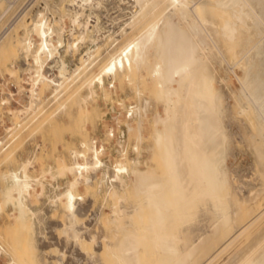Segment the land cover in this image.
I'll return each mask as SVG.
<instances>
[{"label":"bare ground","instance_id":"6f19581e","mask_svg":"<svg viewBox=\"0 0 264 264\" xmlns=\"http://www.w3.org/2000/svg\"><path fill=\"white\" fill-rule=\"evenodd\" d=\"M33 1L32 6H38L34 15L29 16L31 7L17 13L11 5L4 19L0 14V29L7 26L0 32V61L11 60L12 77L18 69L27 73L16 80L19 93L28 98L17 111L28 113V108L44 100L46 90L55 101L54 109L42 119L38 114L32 117L38 121L33 132L52 127L64 113L78 133L95 112L92 108L100 93L111 97L116 81L121 85L125 80L138 82L133 90L140 102L126 110L131 114L126 113L125 119L117 118L118 124L127 126L129 138L137 131L135 157L121 148V128L115 149L125 160L108 158L109 146L104 142H110L108 136L100 144L96 137L85 136L80 146H69L70 161L61 158L56 172L53 167L47 171L52 179L71 175L66 188L51 195L50 202L62 210V228L55 229L65 237L66 245L77 248L76 262L85 256L92 264H264V226L243 239L264 218V208L253 214V207L261 202L239 196L225 164L231 122L241 127L242 136L254 146L264 176V0H133L126 22L131 30L123 28L125 40L95 70L102 26L88 11L93 0ZM18 30H22L19 36ZM68 33L71 38L66 37ZM110 38V45L118 40ZM87 41L92 46L82 53ZM69 55L81 56L66 74ZM226 66L239 82L230 94L231 103L224 89L230 79L222 73ZM144 81L150 95L164 107L163 113L156 108L151 118L149 99L140 96L139 84ZM10 92L0 107L12 103L15 93ZM145 119L151 121V136L144 135ZM15 123L11 131L21 126V120ZM13 131L11 136L18 139L21 130ZM111 132L115 136L114 129ZM149 137L153 138L152 165L141 159ZM9 146L6 143L1 149ZM11 157L13 152L6 153L2 161ZM36 157L34 152L0 174L5 182L0 211L8 203L17 210L12 225L5 233L0 231V253L9 256L8 264H66L65 249L50 244L48 249L39 248L36 231L40 228L43 234V217L33 205L46 194V184L45 171L41 176L34 173ZM261 191L258 188L250 194L256 197ZM128 193L135 198L132 207L122 203ZM100 195L104 205H109L112 196L118 200L110 205V217L104 218L102 208L96 211L95 223L102 225L91 227L87 221ZM240 238L243 241L236 247ZM232 246L234 253L226 254ZM49 253H55L58 262L49 261Z\"/></svg>","mask_w":264,"mask_h":264},{"label":"rangeland","instance_id":"374dc122","mask_svg":"<svg viewBox=\"0 0 264 264\" xmlns=\"http://www.w3.org/2000/svg\"><path fill=\"white\" fill-rule=\"evenodd\" d=\"M32 1L33 0H13V1L12 0H0V10L2 9V11H0V14L3 13L1 18L2 19L5 18L3 16H5L6 13L9 11L8 9L10 8V5H11V7L14 6V8L17 7L16 8V10H18L17 13L21 12L27 6H28V8L31 7L29 16L34 15L38 6H36V5L32 6L33 3L35 2V1H33V2ZM132 1L133 0H131V1L130 0L129 1L128 0H96V1L93 0L94 3H92V7L91 8L88 7V11L90 9L89 13H91L93 15V17L91 15V18L92 19H98L99 18L98 21H99L100 25L102 26L101 32L103 31V33H104L103 37L101 36L103 33L102 34H101V32L99 33V40L102 38L100 40V44L102 45L101 50H100L101 54L96 59L97 65L94 67V70L106 60V58L109 55L108 52H111L114 49L116 44H119L125 40V36L122 35L123 28H127L128 31L131 30V28H129V26L127 27V23L129 22V19L131 17L129 6H131ZM96 2H98V3H96ZM99 2H101V3H99ZM95 3H96V7H95ZM94 9H96V10H94ZM4 10H5V13H4ZM11 11H12V9H11ZM11 11H9L8 13H10ZM31 11H33V12H31ZM17 13L12 14L13 15L12 20L15 19ZM97 14H98V16H97ZM2 27L3 28L0 29V32H3L7 26H2ZM21 33H22V30H18V36ZM66 37L71 38L72 35L70 33H68L66 35ZM107 37H109V39ZM110 37H112V38L116 37V38H118V40L115 41L113 43V45H110V42L112 41ZM107 39H108V41H107ZM90 45L92 46V44L90 42H88V41L85 42L83 44V48H82L81 52L86 53L88 46H90ZM80 56L81 55H78V56H75L73 58V56L70 57V55H69V57L67 58L68 59L67 62L69 63V65L65 66V68H64V72L66 74H67V72L70 73L73 71V68L76 66L77 63H79L78 59ZM103 58H105V59H103ZM2 61H4V62H2ZM2 61H0V80L1 81H4V79L7 80L8 85H11V90L13 91V93H15V96L12 99V103L10 105H8L6 107H3V106L0 107V150H1L0 151V174H1V172H3L4 170H6L8 168H16L21 160L26 159L29 156L33 155L34 152H37L36 161L34 162V164H35L34 173L37 175L39 174L38 176H41L42 173L45 171V173H44L45 176H43L42 179H43L44 183L46 184V194L39 201H37L36 204L33 205L41 211L40 215H41V217H43V221L41 224L43 234H41L39 232L40 228L37 230L38 232L36 231V235L39 233L37 235L38 239H39L38 240L39 248L40 249H48L49 244H50L51 246H56L61 250L65 249L64 251L66 252L67 258H68V259L65 258L66 264L67 263L70 264V262H71V264H92L93 262H90L92 260L86 259L85 256L82 259L83 261L81 260L83 263L82 262L77 263L75 258H74V256H78L77 255V253H78L77 248L72 244L66 245L65 241H64L65 237H63V235H61V233H59V231L57 229H55L56 226L62 228V223H61V219H60L61 218L60 215L62 213V210L59 206L52 204L50 202V198L53 197L55 193L60 192L66 188L67 180L71 177V175L70 174L69 175H64V174L61 175L60 174V175H58V178L56 177L55 179L54 178L52 179V177L49 175V173L47 171L53 167V169H55L54 172H56V168H58L59 160L61 161V158H65L67 161H70L71 155H70L69 146H77V147L80 146L79 145L80 141L85 136L96 137L99 144L101 143L102 140L105 139L106 136H108L112 140V141L110 140V142L104 141L106 146H109V149L106 151V154L109 155L108 158H111L113 160L114 159L115 160L116 159L125 160L126 159L125 156H119L117 154V150L115 149L118 146V145H116V141H117V137H119V135H120V132H118V131H120L121 128H123V130H124V135L123 136L121 135L123 137L122 139H123L124 145H122L121 148H124V150L127 149V153H128L129 157H131V158L135 157L137 155L136 146H135V135L137 134L136 133L137 131H136V129H134L132 131L133 133H132L131 138H129V134H128L129 132L127 130V126L124 124H118V119H125L126 113H127L126 110L129 109L131 106H134L140 102L139 95L136 93L135 90H133V86H136V84L138 82L133 83V82H129L128 80H125L124 84L121 85L118 81H116V87H111V91H112L111 97H109L110 95L108 97L107 96L105 97V95H102V93H100L99 97L96 98L95 107L92 108V109H95V112L97 111L96 113H98V114H95V112L93 111L92 116H94L95 119H94V117L91 116L92 118L90 117L88 120H86V122L82 123L80 128H78L80 133H79V131H78V133H76L77 127L74 125V123L68 122V120L65 118L64 113H60L58 115L57 122L54 123V125L52 127L48 128L47 126H45V127H42L38 130H35L33 132V129L37 125L38 121L33 122L32 117L34 115L38 114L37 117L42 119V117H44L51 110L54 109V107H55L54 102L55 101H53V99H52L53 95L50 93L49 90H46L45 93L43 94V99L45 101L43 100L42 102H38L36 104H33L30 107L31 109L28 108L26 112H28L29 114L28 113L20 114L17 111V109H21L23 107V104L27 103L26 100L28 98H27L25 93H23V94L19 93L16 80L19 81V79H20L19 76L27 77V73L18 69L17 70L18 72H16L14 77H12L10 74L11 60L6 59V61L5 60H2ZM29 61H31V58L29 59ZM17 68H19V67H17ZM229 68H231V67L228 66L227 68H223L222 73L225 77L230 78L228 81V84H224V89H225V93H227L225 95L229 99L228 102L231 103L232 100H230V99H232V98L230 97V94H231L232 90L236 89V86H239V82L234 75L235 74L234 71L233 72L230 71ZM231 70H233V69L231 68ZM237 71L239 72V74H241V72L238 69H237ZM142 76L146 78V74L144 76V73H143ZM143 84H144V86H143ZM148 84H150V83H148ZM232 84H235V86H233ZM139 85L143 89L141 94H140V96H142L141 98H143V99H144V97L146 99L148 98L149 102H150L149 105H151L148 107L149 110L147 111L149 117L151 118L153 116V112L155 111L156 108L163 113L164 107H163V104H161L162 102L157 101L154 95H152V94L150 95L148 89L145 87V81L140 83ZM26 86H29V85L26 84ZM229 87H230V89H229ZM8 88L7 87L5 88L6 91H8ZM49 93H50V95H48ZM35 105H36V107H35ZM9 108H11L13 110L12 113L8 110ZM129 113L131 114V112L129 111L127 113L128 116L130 115ZM17 115H18V117H17ZM92 119L95 121H93ZM18 120H21V123H20L21 126L19 125L17 127L19 131L21 130V132L19 134L18 139L17 138L13 139V136H11V134H13L12 133L13 130L11 131V128L13 129L16 126L15 122H17ZM91 121H93V123H90ZM143 122H144L143 123L144 135L145 136H151V132H152L151 121H148V119H145ZM134 123H136V121H133L132 124L134 127L135 126L138 127V124L137 123L134 124ZM229 124L230 125L228 126V129L230 130L229 133L231 136H230V146H229L230 148L227 150L228 152H227L226 157H225L226 168L228 169L230 176H232V180L235 181V182L233 181V186H234L233 188H234V190L237 189L235 191L238 192L239 196H243L245 198L250 196V197H252L251 202H254V201L257 202L258 200H259L258 202H261V203H259L260 204L259 207H258V204L254 202L257 205H255L253 207V214H256L257 212L259 213L261 211V207H262V209L264 208V204H263V202H264V189H263L264 176L261 175V171H260L263 168L262 164H261V160L259 159L255 148H253L254 146L253 145L251 146L250 145L251 143L246 138H244V136H242L241 130H240L241 127H239V126H237V124H234L231 122ZM137 127H135V128H137ZM16 129H14L15 132L18 131ZM112 129H114L115 136L112 135V132H111ZM134 133H136V134H134ZM126 136L128 138H126ZM232 140H233V142H231ZM6 143H9L10 146L7 148L6 151H4L1 148ZM114 143H115V145H114ZM152 144H153V138L149 137L146 140V142L143 144V149L141 150L142 161L147 160L148 164H151V165L154 164V162L151 160V157H152L151 146H152ZM126 146H127V148H126ZM133 146H134V148H133ZM9 152H13V158L11 157L12 159H10L9 161H2L4 155L6 153H9ZM141 167L145 168L146 166H145V164H142ZM259 173H260V175H259ZM4 185H5V182H3L1 180V177H0V190ZM61 188H62V190H61ZM258 188L262 189L260 195L257 196V194H256V197H255V194H250V192L255 193ZM81 189L83 190V187H81ZM38 190H40V187H38ZM119 191L122 192L123 191L122 188ZM252 191H255V192H252ZM46 196L47 197L49 196L48 200H47ZM125 197L126 198L124 199V201L122 200V203L124 202L123 203L124 205L128 204L127 206L132 207V205L135 204V201H134L135 198H134L133 194L128 193V194H126ZM250 197H249V199H250ZM262 197H263V201H262ZM102 200H103L102 196L101 195L98 196V198L96 200L97 203H95V206H94L95 210L92 211V215L89 216L87 223L90 224L91 227H95L96 225L101 227V225H102L99 221H97V223H95L96 218H94V217H95L96 211L99 213V212H101V210H103L105 212L104 218L111 216L110 205H113L115 203V201L118 200V197L116 195L112 196L109 200V205H104ZM111 203H113V204H111ZM100 204H102V207L100 206ZM117 204H119V203H117ZM50 206L52 208H50ZM103 207L105 208V210L103 209ZM15 209L16 208H14V205L12 203H8L5 205L3 210L0 211V231L1 232L4 231V233H5L6 232L5 230L8 228V226L12 225L11 222L13 223V221H14V215L17 214V210H15ZM129 209H132V208H129ZM57 223H58V225H57ZM263 226H264V218H262L256 225H254L251 228V230L248 231V233L243 237V239L246 237H249L250 235L251 236L254 235ZM44 235H46V236H44ZM243 239L240 238L237 242H235L236 247L238 244L242 243ZM234 246H232L226 252V254H229L230 252H231V254H233L234 253L233 249L235 248ZM17 249H19V251H20L19 256L23 258L24 253L23 254L21 253V250L23 251V246L19 244L17 246ZM231 249L233 252L231 251ZM73 251L75 252V255H74ZM72 252H73V254H72ZM69 254H70V256H69ZM226 254H225V256H226ZM71 255H72V257H71ZM46 257L49 259V261L54 260V261L58 262L57 255L55 253H49ZM8 261H9V256L6 254L0 253V264H8ZM23 264H24V262H23Z\"/></svg>","mask_w":264,"mask_h":264},{"label":"built area","instance_id":"2783aa9c","mask_svg":"<svg viewBox=\"0 0 264 264\" xmlns=\"http://www.w3.org/2000/svg\"><path fill=\"white\" fill-rule=\"evenodd\" d=\"M6 87L7 88L9 87L8 91H6V89H5ZM10 90H11V85H8L7 80H5V79H4V81L0 80V103L1 104H4L5 97L11 96Z\"/></svg>","mask_w":264,"mask_h":264}]
</instances>
